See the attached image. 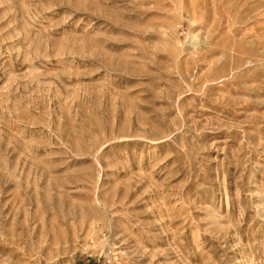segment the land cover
<instances>
[{"label": "rangeland", "instance_id": "rangeland-1", "mask_svg": "<svg viewBox=\"0 0 264 264\" xmlns=\"http://www.w3.org/2000/svg\"><path fill=\"white\" fill-rule=\"evenodd\" d=\"M0 264H264V0H0Z\"/></svg>", "mask_w": 264, "mask_h": 264}]
</instances>
